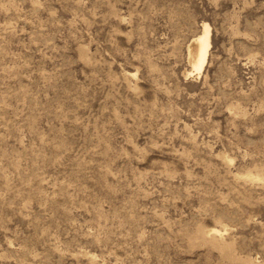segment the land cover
Instances as JSON below:
<instances>
[{
    "label": "rangeland",
    "instance_id": "374dc122",
    "mask_svg": "<svg viewBox=\"0 0 264 264\" xmlns=\"http://www.w3.org/2000/svg\"><path fill=\"white\" fill-rule=\"evenodd\" d=\"M0 264H264V0H0Z\"/></svg>",
    "mask_w": 264,
    "mask_h": 264
},
{
    "label": "bare ground",
    "instance_id": "6f19581e",
    "mask_svg": "<svg viewBox=\"0 0 264 264\" xmlns=\"http://www.w3.org/2000/svg\"><path fill=\"white\" fill-rule=\"evenodd\" d=\"M209 46V28L204 25L202 32L197 36L193 37L187 45V60L192 72L200 73L203 67L206 65Z\"/></svg>",
    "mask_w": 264,
    "mask_h": 264
}]
</instances>
